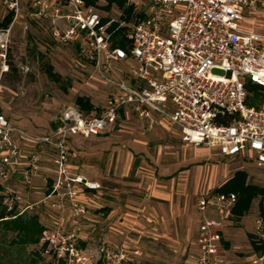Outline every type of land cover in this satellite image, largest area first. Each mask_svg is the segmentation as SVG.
<instances>
[{
    "label": "built area",
    "instance_id": "obj_1",
    "mask_svg": "<svg viewBox=\"0 0 264 264\" xmlns=\"http://www.w3.org/2000/svg\"><path fill=\"white\" fill-rule=\"evenodd\" d=\"M126 2L144 17L118 20L126 27L127 42L122 46L113 43L109 31L114 19L104 22L107 16L87 0H0L7 13H13L12 22L25 12L28 22L49 24L52 40L73 45L80 60L113 89L101 108L86 112L77 104L66 106L42 135L26 133L0 113L1 205L15 217L34 205L51 204L55 225L44 227L39 242L47 260L64 264L114 260L105 247L97 256L80 245V220L88 212L81 194L104 186L73 172L70 141L108 131L127 112L151 121L159 116L178 128L188 144L224 157L252 158L264 181V97L258 106H249L245 89L246 78L264 87V32L242 25L260 12L264 27V0ZM10 29L0 28V34L8 35ZM15 136L32 142L34 149L25 153ZM43 151H48L51 163V176L44 178L49 187L39 200L28 202L12 180L19 178L30 188L41 169ZM236 201L234 192L212 191L197 199L202 215L196 248L187 254L194 264H225L219 251ZM254 235L264 242V219L259 215ZM251 263L264 264V254L252 256Z\"/></svg>",
    "mask_w": 264,
    "mask_h": 264
},
{
    "label": "rangeland",
    "instance_id": "obj_2",
    "mask_svg": "<svg viewBox=\"0 0 264 264\" xmlns=\"http://www.w3.org/2000/svg\"><path fill=\"white\" fill-rule=\"evenodd\" d=\"M96 6L102 15L119 20L120 10L115 6L107 9L106 0H96ZM6 13V8L0 3V20ZM133 21L134 19H131L129 22ZM262 22L263 14L259 12L245 18L242 25L247 29L264 32ZM9 26L11 29L8 35L0 34V113L11 125L31 135H42L50 131L55 119L66 106L76 104L78 96L88 97L97 108L104 105L107 96L113 90L111 86L103 83L93 68L80 60L73 45L52 40L49 24L30 23L24 12ZM1 42L5 44L2 45L3 48ZM9 64L13 65L15 70H11ZM48 66L51 67L52 76L49 75ZM247 81L248 78L245 79V83ZM247 95L254 106L259 104L260 97H256L254 92L248 90ZM154 116L151 121L127 112L125 116L119 117L112 130L109 129L110 133L99 137L71 138L70 147L74 154L71 157L72 162L75 161L74 164L77 165L84 157L91 156L93 159L100 157L103 153L101 149L109 145L122 144L120 152L124 153L129 140H135L146 150L148 158L141 160L136 168L137 173L146 175V178L163 174L169 179L172 177V165L184 159L187 171L182 173L176 184L181 187L185 197L186 210H197L196 202L200 195L218 189L237 170L247 172L248 182L264 184L263 174L255 166L252 158L224 157L205 147L182 144L178 133L175 136L171 135L166 131V127L155 123L150 126L147 121L155 122ZM167 124L168 130L178 131L175 126L168 122ZM14 139L25 153L35 147L32 142L18 136ZM42 158L41 169L32 177L30 188H27L19 178L14 177L12 180L14 188L28 202L39 200L49 187L44 179L51 176L48 169L51 166L48 151H43ZM89 168L90 176L99 178L95 180L119 192L122 197L129 194L128 189L122 190L124 184L120 182L123 177L121 167L114 171L117 185L109 181L110 177L105 175L107 171L102 170L97 161ZM101 198L107 201L104 200V195ZM258 202V197L253 199L249 212L238 221L231 219L223 230L219 257L225 264H252V256L264 254L254 251L249 239V234H254V219L259 215ZM24 204L26 201L22 203ZM116 204L118 209L122 210L116 211L114 220H118L121 213L128 211L123 210L120 202ZM91 212L95 221L88 222L86 217ZM108 213L109 210L104 212L90 210L88 207V212L80 220V245L89 253L99 256L101 247H105L115 256L113 261L110 260L111 264H194L188 259L187 254L196 248L195 241L192 244L191 242L197 226V217L181 231L162 229L156 217L150 215L145 216L148 218L142 216L145 224H150L147 228L136 231L110 230L104 229L103 226ZM25 215L38 216L43 226L55 225L53 218H56V213L50 203L34 205L33 208L27 209ZM63 220L67 227L69 217L65 215ZM15 235L14 230L2 229L0 224V264H64L44 258L40 254L39 244L11 243Z\"/></svg>",
    "mask_w": 264,
    "mask_h": 264
},
{
    "label": "crops",
    "instance_id": "obj_3",
    "mask_svg": "<svg viewBox=\"0 0 264 264\" xmlns=\"http://www.w3.org/2000/svg\"><path fill=\"white\" fill-rule=\"evenodd\" d=\"M122 116H125V114H122ZM154 117L155 122L147 121L150 123V126L155 124L164 126L166 127L165 129H167L166 131L171 133V135L175 136L178 133L182 140L179 129L176 128L178 130L177 132L168 130V124L164 119L159 118V116H157L158 118L156 116ZM111 130L90 137H99L100 135L110 133ZM185 143L186 142L182 140V144ZM121 146L123 147L122 144L104 146L101 149L103 153L100 157H94L95 159L91 156L84 157L77 165L74 164L75 161L72 162L71 158V167L75 173H80L88 178L99 180L97 177L94 178L90 176L89 173L91 172H88L90 165L93 164L94 161H97L101 169L107 171L105 175L110 177H108L109 181L113 185H117L118 183L114 177V171L118 169V167H121V174L123 177L120 182L124 184L122 190L128 189L130 195L124 194L125 197H122L119 192L113 191L110 187L103 184L104 187L101 190L83 192L81 194V199L87 202L90 210H103L104 212L109 210L107 220L104 221L103 226H105L104 229L110 228V230L130 229L136 231L147 228L150 224L147 223V226L142 216L145 217L150 215V217H156L162 229L181 231L185 229L186 224H190L191 221L193 222V218L197 217V226L192 238V244L193 241H195L202 213L198 209L186 210L185 197L182 194L181 187L176 184L178 178L182 177V173L187 171L186 165L184 164L185 160L181 159V162H176L172 165V177L169 179L163 174L146 178V175L144 176L137 173L138 170H136L141 160L144 161V159L148 158L145 148H143L140 143H136L135 140H129L124 153L120 152L122 149ZM72 156H74V154H72ZM139 170H141V168ZM103 195L105 197L104 200L107 199L106 202L103 201L102 198L100 199ZM142 195L143 197H141ZM101 200L103 202H101ZM116 202L122 204L124 207L123 210H128L126 211L127 213H121L118 220H114L117 213L116 211L122 209H118L119 207L116 206ZM86 219L88 222L95 221L92 212L88 213ZM110 220H112V222H110Z\"/></svg>",
    "mask_w": 264,
    "mask_h": 264
},
{
    "label": "trees",
    "instance_id": "obj_4",
    "mask_svg": "<svg viewBox=\"0 0 264 264\" xmlns=\"http://www.w3.org/2000/svg\"><path fill=\"white\" fill-rule=\"evenodd\" d=\"M87 3L96 5V0H87ZM113 6L117 7L120 10L119 19L125 21H130L131 19H138L144 17L143 11H138L134 8V5L127 4L126 0H106V8H112ZM13 19V13H7L0 20V28H7ZM109 20L108 17L104 18L103 21ZM109 31L112 34L113 43L117 45L124 46L127 42L125 37V26H120L118 20L111 22ZM11 70H15V67L9 64ZM49 75H53L51 72V67L47 68ZM246 91L254 92L256 97H260V102L264 97V87L247 81L245 83ZM258 97V98H259ZM259 102V103H260ZM246 103L249 106H254L249 100L248 95L246 97ZM76 104L89 112L96 108L91 100L86 96H78L76 98ZM258 106V105H257ZM214 192H234L237 195V201L232 208V219L238 221L240 218L249 212L250 204L253 199L259 198V216L264 219V184L258 185L248 182V174L245 170H237L235 173L221 184L218 189H214ZM8 212L4 207L0 206V224L1 228L5 230H14L16 235L11 240V243L27 245V244H39L42 231L45 226L38 219L36 215L26 216L25 213L16 215ZM250 244L254 251L259 253L264 252V242L259 240L254 234H249Z\"/></svg>",
    "mask_w": 264,
    "mask_h": 264
}]
</instances>
